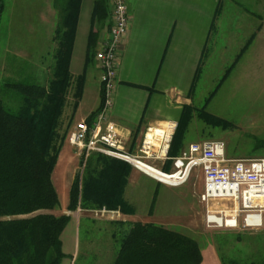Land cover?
<instances>
[{
	"label": "rangeland",
	"instance_id": "obj_1",
	"mask_svg": "<svg viewBox=\"0 0 264 264\" xmlns=\"http://www.w3.org/2000/svg\"><path fill=\"white\" fill-rule=\"evenodd\" d=\"M85 9L86 2L80 20L81 35L87 24ZM38 13V9L25 8L17 0H6L0 20V85L26 79L46 84L50 79L56 47L54 29L59 21L57 18L53 23L52 17L50 23H44ZM215 26L205 64L190 95V106L195 110L203 107L207 113L227 121L228 126H212L193 115L182 150L193 142L220 140L229 159L264 158V0H222ZM253 33L255 37L246 45ZM83 40L79 36L74 51L70 70L74 76L80 72L78 55L84 57V45L80 44ZM90 90L88 84L82 110L95 105H91L94 100ZM73 91L74 83L68 91L61 131L72 125ZM2 99L9 110L17 109L19 96L15 92L7 90ZM72 150L77 159L73 167L68 164L67 169L62 158L53 171L60 207L46 212L54 215L70 213L66 209L69 187L77 173L81 176L91 154L84 157L75 148ZM147 162L157 169L163 167L161 161ZM172 168L171 164L166 171L172 172ZM202 185L198 167L177 186L161 183L139 170L130 177L127 201L134 212L128 219L120 209H110L120 213L112 220L95 217L91 211L99 208L76 209L80 213L78 225L71 231L69 224L60 237L62 251L70 256L61 264H111L118 248L114 234L125 229L115 221L127 223L125 220L157 224L192 237L201 249L200 264H264V223L259 229L207 228L205 206L199 199Z\"/></svg>",
	"mask_w": 264,
	"mask_h": 264
},
{
	"label": "trees",
	"instance_id": "obj_2",
	"mask_svg": "<svg viewBox=\"0 0 264 264\" xmlns=\"http://www.w3.org/2000/svg\"><path fill=\"white\" fill-rule=\"evenodd\" d=\"M81 2L65 0L60 8L48 82L26 79L0 85V264H61L65 257H70L62 251L60 238L70 215L46 211L60 207L52 176L69 128L61 131L68 91L74 83L72 119L85 82L84 73L73 78L70 72ZM4 10L5 0H0V20ZM108 18L107 0H93L84 68L94 60L98 32L107 26ZM254 37L255 33L246 45ZM7 90L19 96L15 111L9 110L2 99ZM100 98L99 107L85 120L88 129L93 127L100 111L102 89ZM193 115L212 126H228L227 121L207 113L203 107L194 110L184 106L169 142L163 171L167 172L172 159L181 155ZM131 169L123 159L91 152L81 176L77 173L72 180L66 209L105 207L132 214L134 207L124 198ZM115 224L125 229L114 234L118 248L111 264L202 262L200 246L192 237L153 223L115 221Z\"/></svg>",
	"mask_w": 264,
	"mask_h": 264
},
{
	"label": "crops",
	"instance_id": "obj_3",
	"mask_svg": "<svg viewBox=\"0 0 264 264\" xmlns=\"http://www.w3.org/2000/svg\"><path fill=\"white\" fill-rule=\"evenodd\" d=\"M221 1L126 0L128 30L120 46L112 90V104L97 132V138L100 141L110 144L115 150L125 155L135 157L138 155L144 131L148 127L162 128L172 125L175 128L184 106H190V95L200 75L201 67L205 64L208 41L216 27L215 22ZM18 2L25 8L38 9V17L44 23H50L52 17H54L53 23H56L57 18L59 21L60 8L65 4V0H17ZM85 2L87 27L84 24L81 35L80 20ZM92 7L93 0H82L70 59V70L79 36L84 39V42L80 43L81 46L84 45V57L78 55L80 72H77L75 76L70 72L73 77L84 73L85 82L78 107L72 116V125L67 130L68 134L77 123L85 121L88 115L99 107L101 101L100 72L95 61L93 60L84 68ZM103 32L104 28L99 30L98 39ZM88 84L91 85L90 93L94 100L91 105L94 103L95 105L82 110L81 105ZM64 154H66L65 157ZM75 154L68 141H65L55 169L62 158L67 169L68 164L73 167L74 162L77 161ZM128 163L132 169L124 190L126 201L130 177L133 174H139L140 170L130 162ZM63 174L65 175V172ZM68 214H70V221L62 232V236L69 224L73 231L79 223V212L75 210ZM74 214L77 215L74 216ZM124 217L128 219L130 216L124 214ZM125 221L127 223L136 222L134 220Z\"/></svg>",
	"mask_w": 264,
	"mask_h": 264
},
{
	"label": "built area",
	"instance_id": "obj_4",
	"mask_svg": "<svg viewBox=\"0 0 264 264\" xmlns=\"http://www.w3.org/2000/svg\"><path fill=\"white\" fill-rule=\"evenodd\" d=\"M109 18L104 32L97 41L94 61L100 72L103 101L94 126L88 129L85 121L77 123L67 136L68 143L80 156L99 152L126 160L136 168L137 162L152 166L147 161L168 159L169 142L174 126L158 128L153 140L144 133L138 155L130 157L115 150L110 144L100 141L97 132L112 104V90L115 83L119 61L120 46L128 30V8L126 0H107ZM155 141V142H153ZM162 164V165H163ZM173 171L154 176L164 184L177 186L183 184L191 170L198 167L202 173L200 202L205 206L204 223L207 228L237 230L259 229L264 223V158L229 159L225 156L224 143L220 140H203L189 144L179 157L172 159ZM153 167V166H152ZM155 168V167H154ZM139 169V168H138ZM157 169V168H156ZM176 175L173 178L162 177ZM95 217L117 219L118 210L105 207L91 211Z\"/></svg>",
	"mask_w": 264,
	"mask_h": 264
},
{
	"label": "bare ground",
	"instance_id": "obj_5",
	"mask_svg": "<svg viewBox=\"0 0 264 264\" xmlns=\"http://www.w3.org/2000/svg\"><path fill=\"white\" fill-rule=\"evenodd\" d=\"M156 131H158L157 130V127H155L154 129H153V131H152V133L151 132H148V138H150V139H152L153 140V135L155 134L154 132H156ZM159 136V134H155V137H158ZM153 142H155V141H153ZM137 166H138V168L140 169V170H142L143 172H145V173H147V174H149L150 176H152L153 178H154V176L156 177V175H160V173L161 174H165V173H163V172H161V171H159L158 169H156V168H154V167H152V166H149V165H147V164H144V163H139V162H137ZM167 176H162V177H164V178H173V177H176V175L174 174V175H171V176H168V174H166Z\"/></svg>",
	"mask_w": 264,
	"mask_h": 264
}]
</instances>
